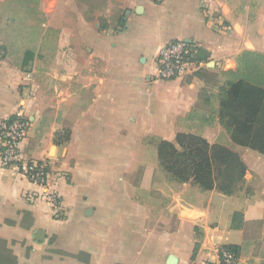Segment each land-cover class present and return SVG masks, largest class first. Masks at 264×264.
Returning <instances> with one entry per match:
<instances>
[{
	"label": "crops",
	"instance_id": "obj_1",
	"mask_svg": "<svg viewBox=\"0 0 264 264\" xmlns=\"http://www.w3.org/2000/svg\"><path fill=\"white\" fill-rule=\"evenodd\" d=\"M200 2L0 0V119L23 109L22 151L51 160L48 189L61 200L56 218L45 188L0 166V264H188L227 245L264 264V154L234 143L229 126L219 141L228 71L244 51L264 55V0H209L230 25L223 33ZM175 38L198 41L205 65L154 79L157 51ZM211 79V111L196 129ZM178 132L240 156L232 193L165 178L157 144Z\"/></svg>",
	"mask_w": 264,
	"mask_h": 264
},
{
	"label": "trees",
	"instance_id": "obj_2",
	"mask_svg": "<svg viewBox=\"0 0 264 264\" xmlns=\"http://www.w3.org/2000/svg\"><path fill=\"white\" fill-rule=\"evenodd\" d=\"M253 55L264 61V55L244 51L239 56L238 67L228 71L232 79L220 99L219 115L231 128L230 138L234 143L264 154V66L252 59ZM197 58L207 60L202 49ZM157 155L163 169L176 180L185 182L191 178L201 189L216 188L227 194L235 190L246 170L236 152L190 133L178 132L175 143L161 140ZM197 247L196 243L195 251ZM222 247L237 251L232 245Z\"/></svg>",
	"mask_w": 264,
	"mask_h": 264
},
{
	"label": "built area",
	"instance_id": "obj_3",
	"mask_svg": "<svg viewBox=\"0 0 264 264\" xmlns=\"http://www.w3.org/2000/svg\"><path fill=\"white\" fill-rule=\"evenodd\" d=\"M161 3L163 0H151ZM209 0H201L202 12L211 28L216 32H227L230 25L221 15H210ZM201 44L189 38H175L165 42L157 51L154 62L155 69L152 74L157 80H173L195 74L204 65V60L197 58ZM3 51L0 49V57ZM30 122L19 108L10 117L0 119V166L13 168L18 174L29 182L45 188L43 198L54 209V217H61V200L55 190H49V158L37 159L24 155L21 143L28 134ZM188 264H245L240 260L238 253L221 247L215 250V258H205L200 261H191Z\"/></svg>",
	"mask_w": 264,
	"mask_h": 264
},
{
	"label": "rangeland",
	"instance_id": "obj_4",
	"mask_svg": "<svg viewBox=\"0 0 264 264\" xmlns=\"http://www.w3.org/2000/svg\"><path fill=\"white\" fill-rule=\"evenodd\" d=\"M229 1L232 2L231 4H234V3H236L237 1H240V0H229ZM92 7H93V4L90 5V7H89L90 9L89 10H91ZM251 58L255 59V61H257L259 63H262V65L264 66V61H262L260 58L256 57L255 55L251 56ZM209 83L210 84L208 85V87L205 88L202 91V93H201V96L203 98L201 99L200 103L196 106L195 110L193 111V112H196V119L195 120H191V121L194 122V124H195L194 128H196V129H200V127L203 125V123H205L207 121L206 120V115L211 111V102H207L206 100H204V98H206L208 96L207 94H209V93H210V98H211V96L213 97L212 99H214V97H215V95H214L215 93H213V88H212V85L215 84V80L211 79ZM207 92H209V93H207ZM187 121H188V119H187ZM224 124L226 125V126L223 125L224 129H222V132L224 133V135L222 134L221 137H220V140H219L220 143H222V144L226 143V141H227V140H225V139H227V136H225V132L227 133L228 126H229V125H227L226 122ZM31 142H32L31 143L32 146H36V139L34 141H31ZM229 145L234 147L233 144H229ZM163 172L165 174V178L169 179L170 175L164 170H163ZM137 173H138V171H137ZM180 187H181V185H180Z\"/></svg>",
	"mask_w": 264,
	"mask_h": 264
},
{
	"label": "water",
	"instance_id": "obj_5",
	"mask_svg": "<svg viewBox=\"0 0 264 264\" xmlns=\"http://www.w3.org/2000/svg\"><path fill=\"white\" fill-rule=\"evenodd\" d=\"M39 234V233H38ZM169 260H170V262H171V264L173 263V260H174V258L171 256L170 258H169Z\"/></svg>",
	"mask_w": 264,
	"mask_h": 264
}]
</instances>
